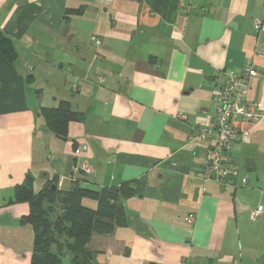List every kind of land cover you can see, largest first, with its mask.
Listing matches in <instances>:
<instances>
[{
	"label": "crops",
	"instance_id": "obj_1",
	"mask_svg": "<svg viewBox=\"0 0 264 264\" xmlns=\"http://www.w3.org/2000/svg\"><path fill=\"white\" fill-rule=\"evenodd\" d=\"M0 30L29 77L26 108L0 113V264H30L31 204L14 200L26 177L34 193L120 189L126 224L90 238L93 264H264V0H0ZM246 59L262 117L235 121L245 139L220 185L200 177L210 139L199 129ZM60 103L82 115L64 140L36 112Z\"/></svg>",
	"mask_w": 264,
	"mask_h": 264
},
{
	"label": "trees",
	"instance_id": "obj_2",
	"mask_svg": "<svg viewBox=\"0 0 264 264\" xmlns=\"http://www.w3.org/2000/svg\"><path fill=\"white\" fill-rule=\"evenodd\" d=\"M16 57L14 42L0 30V113L26 108L24 85L29 77L24 78L17 71ZM36 112L42 115L40 118L49 130L63 140L67 138L68 123L82 117L68 103ZM52 185L55 183L34 193L30 177H26L14 188L15 201L31 204L27 216L34 231L30 264H93V254L86 248L90 238L110 235L117 226L126 224L125 211L118 197L120 189L74 184L64 191L56 186L52 189ZM84 199L96 201V207L84 205ZM56 236H60L59 242ZM58 244L65 248L60 253L52 249V245Z\"/></svg>",
	"mask_w": 264,
	"mask_h": 264
},
{
	"label": "built area",
	"instance_id": "obj_3",
	"mask_svg": "<svg viewBox=\"0 0 264 264\" xmlns=\"http://www.w3.org/2000/svg\"><path fill=\"white\" fill-rule=\"evenodd\" d=\"M251 25L254 28H260L262 21L258 17L251 19ZM96 44L99 39H94ZM257 75L256 69L251 61L246 59L239 70H228L226 78L218 85L214 93V116L210 119L207 126L199 129V134L208 136L210 141L205 147L204 164L200 169V177L203 179H212L220 185L232 184V177L236 171L235 164L231 159L230 152L235 142L244 140L243 135L235 126L237 119L258 122L262 113L258 103L248 100L246 90L249 80ZM101 81V78H98ZM71 88H75L72 84ZM177 118L185 120L187 115L179 112ZM87 148L86 144L76 147L74 152L79 153ZM85 172H91V168L86 164L82 165ZM245 178L241 183H245ZM262 209L257 206L253 212V218H256ZM194 221V214L188 213L186 223L191 224Z\"/></svg>",
	"mask_w": 264,
	"mask_h": 264
},
{
	"label": "rangeland",
	"instance_id": "obj_4",
	"mask_svg": "<svg viewBox=\"0 0 264 264\" xmlns=\"http://www.w3.org/2000/svg\"><path fill=\"white\" fill-rule=\"evenodd\" d=\"M29 69V67L26 69V67L25 66H23L22 67V70H23V72L24 73H26L27 72V70ZM29 71H30V69H29ZM29 73H31V72H27V74H29ZM83 145V144H82ZM87 145V144H86ZM87 148H88V146H87ZM86 150V149H85ZM84 150V151H85ZM84 151H82V152H84ZM83 164V163H82ZM82 167V166H81ZM85 172V171H84ZM87 173H89V172H87ZM55 209H56V212L58 213L59 212V207L58 206H56L55 207ZM53 212H55L54 210H53ZM58 239V242H59V237L60 236H56ZM52 249L54 250V251H56V253H60V252H62L65 248L62 246V245H52Z\"/></svg>",
	"mask_w": 264,
	"mask_h": 264
},
{
	"label": "water",
	"instance_id": "obj_5",
	"mask_svg": "<svg viewBox=\"0 0 264 264\" xmlns=\"http://www.w3.org/2000/svg\"><path fill=\"white\" fill-rule=\"evenodd\" d=\"M51 188H52V189H54V188H55V186H54V185H52V186H51Z\"/></svg>",
	"mask_w": 264,
	"mask_h": 264
}]
</instances>
